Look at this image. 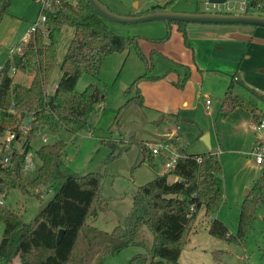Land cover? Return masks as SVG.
Here are the masks:
<instances>
[{
  "label": "trees",
  "instance_id": "16d2710c",
  "mask_svg": "<svg viewBox=\"0 0 264 264\" xmlns=\"http://www.w3.org/2000/svg\"><path fill=\"white\" fill-rule=\"evenodd\" d=\"M174 1L162 7H151L144 13L165 11ZM10 5L11 0H0V22ZM250 7L264 16V0H252ZM41 12L45 16L43 26L16 45L15 48H21L20 52L7 59L0 70V114L5 118L12 112L26 119L24 129L16 130L18 139H22L20 150L11 146L5 164L0 155V198H5L12 189L30 193L43 187L51 194L29 223L22 221L20 213L0 204V222L4 226L0 264H103L108 256L134 245L141 226H146L153 236L148 249L149 264H180L182 247L195 230L200 210H204L209 219L207 231L212 238L241 246L257 210L264 205V169L245 194L236 232L230 233L223 222L212 218L223 195L222 166L217 155L211 152L187 154L176 142L177 136L162 141L182 149L174 168L138 187L123 227H114L110 232L87 223L89 218L97 216L99 205L105 203L101 196V175L69 173L60 186L54 188L55 170L64 155L65 144L61 140L40 146L36 151L40 161L36 177L30 182L21 178L30 143L41 132L92 131L89 118L102 103L103 92L92 84L77 92L75 85L83 74L97 77L107 56L134 48L145 67V72L125 91L126 102L119 108L114 122L130 105L143 106L141 82L165 77L149 75L154 51L146 57L138 45L140 37H124L109 31L87 0H47ZM166 26V37L153 43L167 41L173 26L186 38L184 23L167 22ZM64 28H71L73 35L59 65L61 76L52 94L47 95L57 65L55 38ZM179 67L183 76L176 86L182 87L190 70L187 66ZM11 72L31 76L30 82L27 85L16 82ZM239 86L240 82L231 76L220 106L225 116L237 108H246L235 93ZM254 118L259 123L264 114H254ZM4 131L0 124V135ZM101 143L111 149L109 159L115 158L116 143L111 140ZM138 147L142 156L139 164L145 161L151 164V150L144 143ZM59 230H63V235L57 244ZM225 255V251L213 252L215 263L220 264Z\"/></svg>",
  "mask_w": 264,
  "mask_h": 264
},
{
  "label": "rangeland",
  "instance_id": "374dc122",
  "mask_svg": "<svg viewBox=\"0 0 264 264\" xmlns=\"http://www.w3.org/2000/svg\"><path fill=\"white\" fill-rule=\"evenodd\" d=\"M111 12L122 16H138L148 11L151 7L160 6L171 0H99ZM244 0H226L225 5L212 6L208 0H175L166 11L170 12H218V13H240L238 2ZM227 6H234V11H225ZM41 2L37 0H11V5L7 10V15L0 22V64L9 57L11 50L16 45L26 39L29 28L37 22L40 16ZM219 8V10L217 9ZM249 14H259L257 11H250ZM109 31L124 37H140L139 48L144 53L141 43H153V40L164 39L167 35V26L162 21H151L132 25L111 22L103 19ZM71 28H64L57 33L55 38L56 62L53 75L49 82L47 95L52 94L55 84L58 82L61 71L59 65L64 57L66 49L72 38ZM163 42L155 43L162 44ZM151 54L153 76H163L168 68H174L171 63L158 57L155 52ZM145 54V53H144ZM150 54V51L147 55ZM145 55L146 57H148ZM8 56V57H7ZM176 68V67H175ZM145 72L143 61L138 57L134 48L127 51L114 52L107 56L101 63L97 77L83 74L78 79L75 90L82 92L86 86L92 84L97 86L102 92L104 99L101 108L93 112L89 118L92 127L91 132L72 133L63 130L59 133L48 131L41 132L30 143L27 158L21 170V178L32 181L37 174L40 161L36 151L45 144H53L61 140L64 146V155L59 167L55 170L53 186H60L66 174H87L97 173L102 176L101 196L105 203L99 205L97 216L89 218L87 223L106 232L112 231L114 227H123L125 217L132 209L133 197L138 187L152 181L160 175V168L165 158L161 161L155 159L156 164L144 162L139 164L142 156L138 145L144 140L161 142L170 138L164 136L171 129V124L163 119L165 116L154 114L150 109L138 105H130L126 110L120 112L117 121L114 118L124 103L126 102L125 91L129 85ZM16 82L28 84L31 76H24L19 73H10ZM180 76H183L181 74ZM238 96L243 99L242 94ZM198 115L202 122L201 128L179 120L174 127H178L176 142L185 148L187 154H199L201 137L203 131L211 135V149H203L206 152L216 154L215 134L219 136L222 147L218 159L222 166L221 177L223 180V195L227 194L226 201L221 198L215 214L216 218L223 222L230 233H235L239 218L241 202L245 196L242 182L252 185L253 181L260 175L263 165H254V157H249L248 143L234 140L237 131L230 123L221 125L209 122V118L198 110ZM190 121L188 118H185ZM0 124L6 129L16 131L23 129L26 119L10 112L5 119L0 114ZM201 130V131H200ZM5 131L0 135V145L5 140ZM242 134V133H241ZM180 135V138H179ZM161 138H157V137ZM47 138L44 142L43 139ZM18 139V138H17ZM15 139L11 146L20 150L22 139ZM111 140L116 143L113 159H109L111 149L101 142ZM225 143L228 147H225ZM2 146V145H1ZM218 146V147H220ZM230 150V151H228ZM235 151V152H234ZM9 150L4 146L0 150L2 157L8 156ZM31 164L26 168V164ZM238 190V191H236ZM50 192L39 188L30 193H23L18 189L10 190L5 198H2L4 207L20 213L22 221L31 222L41 208L47 203ZM264 214V206H261L256 213L251 224V229L245 236L241 246H235L225 241L212 238L208 234V218L204 215V210L198 212L195 230L189 235L185 245H183L178 262L180 264H216L213 252L225 251L220 264H264V229L260 225L259 214ZM264 217V216H263ZM3 223L0 222V241L3 236ZM135 244L123 249L118 254L105 258L103 264H149L151 257L148 249L153 243V236L146 226H141L135 238Z\"/></svg>",
  "mask_w": 264,
  "mask_h": 264
},
{
  "label": "crops",
  "instance_id": "0c3cea01",
  "mask_svg": "<svg viewBox=\"0 0 264 264\" xmlns=\"http://www.w3.org/2000/svg\"><path fill=\"white\" fill-rule=\"evenodd\" d=\"M185 33L186 38L183 39L173 26L170 38L162 44L141 43L145 55L155 50L158 57L174 67L168 68L164 74L165 77L159 80L143 81L139 84V91L143 97L141 107L150 109L154 114L165 116L163 119L172 126L164 135H170L168 139H171L175 133L178 135L179 128L174 127L173 124H177L180 118L190 120H180V122H187L201 128L204 121L200 119L198 110L209 118V122L217 123L218 127L223 123H230L234 129L239 130L234 135V140L242 142V145L248 143L250 149L247 155L251 157L252 150L261 146L264 138V129H256L258 121L254 118V114H264V27L188 23L185 24ZM179 65L187 66L190 70L188 80L182 87L176 86L182 78L180 75L183 74ZM231 76H234L241 84L235 93L242 94L243 99L239 98L246 108H237L225 116L221 113L220 106ZM206 101L209 103L207 104ZM100 105L95 111L101 108ZM173 116H177L179 120ZM205 132L208 131L201 132L199 137L205 135ZM206 135L211 149V135L210 133ZM215 137L218 157L222 149L218 144L223 140H219L217 133ZM143 142L147 146L153 141L144 140ZM201 143L199 152L205 153L203 149L207 147L202 141ZM225 147H228L226 143ZM182 149L185 151L184 147ZM155 159L161 161L159 157L151 155L152 165L153 162L156 164ZM28 165L31 167V164L28 163ZM254 165H256L255 162ZM261 165L263 170L264 163ZM159 174H163L162 167ZM243 187L245 194L251 185L242 182L241 189ZM222 198L226 201L227 194L222 195ZM259 216L260 225L262 224L264 229V214Z\"/></svg>",
  "mask_w": 264,
  "mask_h": 264
},
{
  "label": "water",
  "instance_id": "95a60500",
  "mask_svg": "<svg viewBox=\"0 0 264 264\" xmlns=\"http://www.w3.org/2000/svg\"><path fill=\"white\" fill-rule=\"evenodd\" d=\"M91 8L103 19L121 24H137L151 21L175 22V23H198V24H216V25H249L264 27V16L260 14L249 13H218V12H170V11H154L144 13L138 16H122L111 12L99 0H87ZM226 0H208V4L223 5ZM181 121H187L182 119ZM203 144L210 149L209 138L205 134L201 136ZM179 155L182 154V149H178ZM63 230H59L56 242L59 244Z\"/></svg>",
  "mask_w": 264,
  "mask_h": 264
},
{
  "label": "built area",
  "instance_id": "2783aa9c",
  "mask_svg": "<svg viewBox=\"0 0 264 264\" xmlns=\"http://www.w3.org/2000/svg\"><path fill=\"white\" fill-rule=\"evenodd\" d=\"M41 2V7L40 10H44L45 6L47 5V0H37ZM252 0H244L242 2H238V8L240 13H249L250 11H253L254 9L252 7L248 8L249 2ZM226 4V3H225ZM223 4V5H225ZM212 6H219V5H212ZM219 10V8H217ZM248 9V12L246 10ZM235 7L234 6H227L225 8V11H234ZM45 22V16L40 13V16L38 17V20L36 23H34L30 28L27 33V38L31 33H33L37 28H41ZM21 48H15L14 50H11L9 53L8 59H11L13 54L20 52ZM7 60V59H6ZM5 60V61H6ZM4 61V62H5ZM4 63L0 64V70L3 68ZM208 104L209 101H206ZM7 117H5L6 119ZM2 125V124H1ZM26 125V124H25ZM24 129V128H23ZM257 130H262L264 129V118L261 119V121L256 125ZM16 131H12L9 129H6L5 131V140L4 142L0 145V150L1 148H4L11 151V144L12 142L17 139ZM46 137L43 139V141H46ZM147 147L151 150V153L153 156L159 157L161 160L165 158V160L161 163L162 165V171L163 173L169 172L172 170L177 162V159L179 157V153L176 148L171 147L169 144L164 143V142H157V143H152V144H147ZM252 157H254V162L256 165H261L264 163V138L262 141L261 146L256 147L252 152L250 153ZM27 158V157H26ZM8 156L2 157L1 162L2 164L7 163ZM26 168H30L28 164L25 165ZM51 194V192H50ZM0 204H3V200L0 198Z\"/></svg>",
  "mask_w": 264,
  "mask_h": 264
}]
</instances>
